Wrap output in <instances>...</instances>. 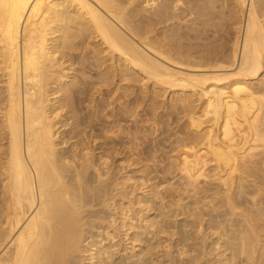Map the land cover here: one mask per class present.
Listing matches in <instances>:
<instances>
[{
	"label": "bare ground",
	"instance_id": "bare-ground-1",
	"mask_svg": "<svg viewBox=\"0 0 264 264\" xmlns=\"http://www.w3.org/2000/svg\"><path fill=\"white\" fill-rule=\"evenodd\" d=\"M0 264H264V0H0Z\"/></svg>",
	"mask_w": 264,
	"mask_h": 264
},
{
	"label": "rangeland",
	"instance_id": "rangeland-1",
	"mask_svg": "<svg viewBox=\"0 0 264 264\" xmlns=\"http://www.w3.org/2000/svg\"><path fill=\"white\" fill-rule=\"evenodd\" d=\"M183 27V26H182ZM172 96H173V94H171V92H169L166 96H159L158 97V100H156V102H157V104L160 106V108L161 107H163V108H159L158 110H159V112H157L159 115H157L158 116V119H163L164 121H167L168 123H174L173 121H175L174 119L176 118V113H172ZM160 97H163V98H160ZM158 101H159V103H158ZM161 102H162V104H161ZM145 105L146 104H144L143 106H144V108H145ZM143 108V109H144ZM143 109H140L139 110V112H141V114L143 113ZM171 109V110H170ZM171 113V114H170ZM173 114V115H172ZM160 117V118H159ZM170 117V118H169ZM174 127V128H173ZM172 128L173 129H175L176 128V125L174 124L173 126H172ZM172 200V198H169L168 199V201H171ZM168 213V216L171 214L172 216H173V214H174V212H175V210L173 209V211H172V209H171V211H169V209H168V211H167ZM171 212V213H170ZM173 213V214H172ZM161 214V212L160 211H152V215H151V219H154L155 218V216H157V215H160ZM185 217L184 216H181L180 218H178V219H176V220H179L178 222H180L179 224H183L184 223V221H185V219H184ZM165 221L166 222H169V223H173L172 221H174V218H172V219H170L169 217L168 218H165ZM178 226V225H177ZM177 239V237L175 238V240Z\"/></svg>",
	"mask_w": 264,
	"mask_h": 264
}]
</instances>
